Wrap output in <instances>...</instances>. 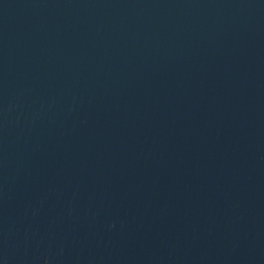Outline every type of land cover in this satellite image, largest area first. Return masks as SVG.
<instances>
[{
  "label": "water",
  "instance_id": "95a60500",
  "mask_svg": "<svg viewBox=\"0 0 264 264\" xmlns=\"http://www.w3.org/2000/svg\"><path fill=\"white\" fill-rule=\"evenodd\" d=\"M0 264H264V0H0Z\"/></svg>",
  "mask_w": 264,
  "mask_h": 264
}]
</instances>
